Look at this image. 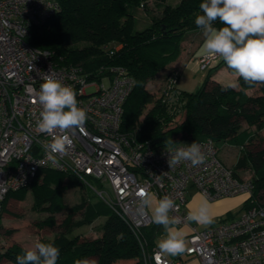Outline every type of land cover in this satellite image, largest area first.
<instances>
[{"label": "built area", "instance_id": "1", "mask_svg": "<svg viewBox=\"0 0 264 264\" xmlns=\"http://www.w3.org/2000/svg\"><path fill=\"white\" fill-rule=\"evenodd\" d=\"M59 9L57 0H0V207L7 192L28 186L39 170L51 169L74 176L85 187L98 183L100 189L94 190L132 231L144 264H182L181 256L197 257L200 264H264V197L253 195L251 178L236 177L221 161L212 139L195 141L206 156L204 164L194 167L183 161L170 168L166 146L153 148L120 131L123 104L133 87L124 68L111 66L99 78H89L82 65H57L50 51L27 44L30 27ZM218 58L205 54L197 62L204 67ZM46 75L71 86L78 105L88 110L80 128L54 134L70 136L72 144L64 153L52 152L53 135L40 132L36 124L41 106L35 93ZM177 79L178 70L170 72L162 91L170 108L181 104ZM27 85L35 91L30 93ZM189 186L210 200L238 193L250 199L241 214L197 229L184 219ZM141 189L158 198L170 196L177 206L170 215L181 218L177 226L190 227L186 249L178 258L161 255L157 260L158 249L146 252L141 230L152 216L140 203Z\"/></svg>", "mask_w": 264, "mask_h": 264}, {"label": "trees", "instance_id": "2", "mask_svg": "<svg viewBox=\"0 0 264 264\" xmlns=\"http://www.w3.org/2000/svg\"><path fill=\"white\" fill-rule=\"evenodd\" d=\"M57 1L59 11L30 27L27 44L50 51L51 59L57 65H82L89 78H99L111 66L124 68L133 79V87L123 104L122 133L131 135L137 142L147 141L153 148L166 146L170 139L192 142L204 138L212 139L216 145L224 142L238 146L241 152L232 164L228 166L221 161L236 177L251 178L253 195L264 197V147L249 148L256 131L264 128V84L248 85L240 79L239 87L232 89L211 80V70L223 63L220 58L196 90L184 91L177 85L179 106L175 104V108H170V104L162 100L161 92L160 99L143 111L151 100V94L146 90L147 81L179 54L183 33L198 28L195 18L203 14L199 5L205 0H155L157 14L140 29L136 28L135 11L138 7L146 9L147 0ZM213 26L223 25L215 21ZM118 44H121L120 48L109 54L108 51ZM172 71L167 72L165 80ZM254 87H257V93L247 92L248 88ZM243 121L247 127L242 126ZM239 170L250 173L243 176ZM71 186L83 185L70 174L39 170L28 186L6 193L0 207V230L1 213L5 211L7 200H22L28 192L33 197L32 207L47 212L37 221V226L54 227L57 225L55 213L65 206L61 194ZM249 199H245L244 208ZM66 209L65 217L57 225L59 229L51 236L40 235L37 240L53 243L60 249L57 264H75L76 260L92 256L96 264H144L138 240L102 201L86 205L82 195L78 203ZM78 209L81 216L73 220ZM99 217L102 220L94 227L96 236H85L83 231H77L78 227L91 224ZM161 227L151 220L141 230L148 254L155 249L154 239ZM25 250L14 241L7 246L0 245V264H17L16 256Z\"/></svg>", "mask_w": 264, "mask_h": 264}, {"label": "clouds", "instance_id": "3", "mask_svg": "<svg viewBox=\"0 0 264 264\" xmlns=\"http://www.w3.org/2000/svg\"><path fill=\"white\" fill-rule=\"evenodd\" d=\"M201 15L195 18L196 26L204 36L203 48L210 57H219L235 78L230 80L226 88L239 87V80L246 84H264V0H205L199 5ZM215 21L223 26L214 27ZM26 89L31 93L35 90L31 85ZM41 106L37 119L40 132L53 135L51 150L54 153H64L71 146L69 135H54L57 132L66 133L85 124L87 109L80 107L74 89L63 84L52 75L43 77L39 91L35 93ZM170 139L166 144L169 155L168 165L174 168L183 161H189L192 166L205 163L206 156L201 146L195 141L187 147L176 148ZM49 159L55 163V158ZM200 199L195 207L189 205L187 222H195L201 226H209L214 222L211 203L206 194H197ZM140 203L150 210L155 224L164 228V235L158 239L156 247L158 260L163 254L178 255L186 249V233L177 225L181 224L179 216L170 215L177 207L173 199L165 195L158 198L154 193L141 189L138 193ZM60 249L53 243L37 241L23 254L16 256L17 264H57ZM75 264H96L95 260H76Z\"/></svg>", "mask_w": 264, "mask_h": 264}, {"label": "rangeland", "instance_id": "4", "mask_svg": "<svg viewBox=\"0 0 264 264\" xmlns=\"http://www.w3.org/2000/svg\"><path fill=\"white\" fill-rule=\"evenodd\" d=\"M167 1H175V0H167ZM155 3H156L155 0H147V3L145 5L147 7L146 9H143V7H138V9H136L135 11L136 28L138 29L143 28L144 26L148 24L149 18L152 15L157 14L158 9L156 8ZM200 31L201 30L199 28L186 30L182 35L179 54L171 61V63L167 64L165 68H162L161 70H159L154 77H152L151 79L147 81L146 90L151 94V100L148 103H146L143 111L149 108L150 105H152L155 100L160 99V95L162 92V88L165 82V76L167 72L169 70L179 69V66L183 61L182 56L183 55L187 56L189 54L191 45L201 35ZM201 56H198L197 61ZM219 59L220 58H218L217 60ZM215 61L216 59H213L212 61H210L209 64L205 65L204 67H200L198 65L199 64L198 62L197 64H194V62H190L187 65V68L189 67L190 69H192L193 74H194L192 76H186V81L188 82V84H190L189 87L187 88L188 91H194L199 87V85L203 81V78L207 72V69L209 68V66L213 65ZM172 63H174V65ZM180 78L184 79V76L182 75V73H180ZM176 83H178V79ZM90 91H91V88H87V92H90ZM247 92L250 94H255L258 92V90L255 87L248 88ZM181 116L182 114L178 116L176 120L181 118ZM242 126L247 127L246 122L243 121ZM248 128L253 129L254 127L248 126ZM256 132L257 133L255 134V139L252 142V146L249 147L250 149H257V148L264 147V128ZM217 147H218L217 156L228 166L230 165V163L235 161L236 157L241 152L240 148L230 147L228 146L227 143H224V142L219 143ZM239 171L243 176H248L250 173L249 170H239ZM92 184H93V187L71 186V187H67L64 189V191L61 194V198L65 206L63 207L61 211L55 213L54 215L57 225L60 224V222L65 217V214L67 213L66 208L73 204L78 203L82 195L84 197L86 205L93 203V202L102 201L99 195L94 190V188L100 189L98 183H96L95 181H92ZM247 198L248 196L246 193H238V194L228 195V196L221 197V198H216L213 200L209 199L211 206H212L211 211L217 209V207H221V209H223V207H228L227 210H224L219 214L212 213L214 216V222L211 225L218 223L220 220L228 219L230 217H235L241 214L244 210V206H243L244 201ZM32 202H33V197L30 192H28L22 200H16L12 198H9L7 200L5 211L1 213L2 228L0 230V245L7 246L11 242L14 241V242H18L20 245L23 244V245L31 246L37 242L38 236L40 235L51 236L53 235V233H55L59 229L58 228L59 225L58 226L55 225L54 227H51V228L45 227V226L42 228H39L37 226V221L40 218H43L44 216H46L47 212L45 209H41V208L34 209L32 207ZM80 216H81V210L78 209L73 215L72 219L73 220L78 219ZM101 220L102 218L99 217L95 219V221H93L91 224H84L81 227H78L77 231H83L84 234L93 236L94 227L98 225V223H100ZM191 223L194 224L197 227V229H203V228L208 227V226H201L195 222H191ZM177 227L179 228V226ZM6 230H8L11 233L7 234ZM164 234H165L164 228L162 226L159 233L154 239V243L157 244L158 239L162 238ZM183 257L184 259L191 258L187 256H183Z\"/></svg>", "mask_w": 264, "mask_h": 264}, {"label": "crops", "instance_id": "5", "mask_svg": "<svg viewBox=\"0 0 264 264\" xmlns=\"http://www.w3.org/2000/svg\"><path fill=\"white\" fill-rule=\"evenodd\" d=\"M175 1H177V0H175ZM200 33H201L200 37L191 45L189 54L187 56L186 55L182 56L183 61L180 64L179 69H178L179 77H178L177 85H178V87L181 90H184V91H188L187 88L190 85L186 81V76L194 75L192 69H190L189 67L187 68V65L190 62H194V64H197L198 56H201V55L206 53V51L203 48V43H204V39L205 38H204V36H203L201 31H200ZM217 61L218 60L216 59V61L213 63V65L216 64ZM172 64L174 65V63H172ZM213 65L209 66V68L207 69V72L210 70V68ZM180 73H182V75L184 76V79L180 78ZM210 79L214 80L216 82L222 83V84H228V82L230 80H233L235 78L231 75V71L227 68L226 64L223 62L220 66H218L217 68L211 70ZM255 88L257 89V87H255ZM228 146H230V147H238V146H231V145H228ZM232 163H230V164H232ZM197 194H200V192L194 186H189L188 187L187 209H188L189 205H192L193 207H195L196 204H198L200 197ZM227 208L228 207H223V209H221V207H217V209L213 210L212 213L213 214H219L222 211L227 210ZM189 223L192 224L191 222H189ZM192 225H194V224H192ZM179 228H182L185 231L186 237H187V235L190 232V227L188 225H181V226H179ZM36 235H38V234H36ZM84 235L85 236H89L87 234H84ZM93 236H96L95 232H94ZM186 237H185V239H186ZM38 238H39V236H38ZM20 239H22V238H20ZM22 246L24 248H26V249H29L33 245L27 246V245H23L22 244ZM154 247L157 249L156 244H155ZM163 255L165 257H168V258H178V256H180V254H178V255L163 254ZM181 258L183 259V263L182 264H200V261H199V259L197 257H191L189 259L188 258L184 259V257L181 256ZM87 259L90 260V261L91 260H95V258L93 256L89 257Z\"/></svg>", "mask_w": 264, "mask_h": 264}]
</instances>
